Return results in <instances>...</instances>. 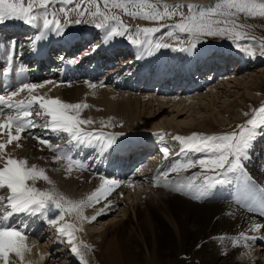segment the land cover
<instances>
[{
    "label": "bare ground",
    "instance_id": "1",
    "mask_svg": "<svg viewBox=\"0 0 264 264\" xmlns=\"http://www.w3.org/2000/svg\"><path fill=\"white\" fill-rule=\"evenodd\" d=\"M199 1L214 3L215 0ZM52 11L49 10L50 13ZM128 17L131 16L128 15ZM48 18L58 19L62 25H66L65 32L67 35L59 41L63 43V41L68 40V47L63 48L61 44L56 46L55 43L51 46V55H55L59 51L58 48L63 49V52L64 50L66 51V57L63 58V63H61V65H65L62 77L60 78L57 72L60 69L56 56L43 57L40 60L41 73L37 75L30 71L32 69L27 71L25 66L14 68L11 90L14 91L15 87L21 82L42 84L43 87L35 89L32 95L59 97L65 102L86 103L88 105V107L82 108L80 111V118H90L93 121V123L83 126L88 131L95 129L105 133H122L123 135L116 137L117 144L113 149L107 153H100L98 149L66 143L68 139L66 134H61L64 137L62 139L52 132H48L45 135L41 127L34 129L33 131L36 135L48 139L53 145H63L64 152H68L75 160L83 162V167L72 165L70 172L68 171L69 162L63 159L62 154H60L61 158L59 160H54L53 158L58 155L57 153L27 134H24L23 139L20 141L22 146L16 147L15 141L12 144H7L8 129L0 132V142L6 144L4 153L14 158H26L30 165L36 164L40 168L45 169L53 183L49 184L47 181L40 179L36 182V186L41 189H55L56 192L63 194L70 202L65 204V206L69 205L70 208L71 203L85 200L103 184L104 180H116L119 182L118 186L113 185V190L110 194L106 193L99 203L93 200L91 206H84L81 209V215H78L76 210L68 211L63 217L64 221L58 222L57 225H50L47 219L39 215H19L11 218V224L13 225L22 222L21 226L25 229V242L28 249L23 252L22 260L16 257L15 254H10L11 264L44 263L49 253V248L39 241L42 233L40 229H42L43 225L50 233L54 232L52 234L55 236V240L63 242L68 237L58 234L57 228L61 223H70L74 225V243L80 245V242L83 241L84 244L90 245L88 240L89 231L86 230L89 219L81 217L90 218L97 211H103L105 214L101 216H106L116 211L120 205H122V208L118 209V211L123 212L121 216H124V218L122 220L119 217L118 222L109 221L103 230L101 229L103 224L94 227L95 229L93 228V231L98 233L97 243L101 248L99 252L94 251L93 255L98 258L97 261H102L100 264H103L104 260L107 262L106 264H140L146 257L150 258L151 264H169L167 262V253L163 251L164 248L167 252H172L174 251L173 248H175L173 245L181 243L182 247L184 246L187 236L197 238L203 233H215L225 229L234 230L232 233H235L236 237H233L238 238V240L232 239L228 243L230 247L229 254H232L233 262L243 259L245 264H264V227H261L264 226V207L260 206L258 199L254 200L247 196L243 202L244 205L240 207L236 205V202H217L216 204L211 200H203L204 197L207 199L213 198L218 193H208L206 196L198 198L199 200L197 201H185L179 196L172 195L169 190L161 186V181L168 176L164 159L161 162L163 166L157 165L153 169L145 162L142 167L146 171L143 169L141 171L139 168H141L140 164L144 162V159L138 160L139 162L136 163L135 157L137 156L134 154L135 151L143 149L139 155L142 158L145 151L142 145L148 142L138 138V136L148 133H160L159 130L154 131L160 128L152 119L153 111L151 109L153 106L157 105V109L161 108V111L171 107V111L174 109L172 116H176V118L181 116L187 107L195 110L194 112H199L200 100L205 97H202L200 88L196 85H193L192 90H184V88L180 90L185 73H190L189 77L195 80H193L195 84L206 82L204 85L206 87L207 81L210 79L213 81L215 75L223 74L230 69L235 74H238L239 69L248 66L256 67L260 58L249 56L245 51L239 50L237 46L234 49L222 47V50L211 51L213 49L208 46L197 44V48L187 53L174 51V48L188 47L191 43L181 44L182 46H180L178 42H169L163 37H152L154 42L166 43L170 47L161 49L155 60H149L150 57L146 56L144 62H139L134 59V52L140 47L125 42L123 37H116L108 45L99 48L95 53L91 52L92 45L100 43L101 37L104 35L103 30L94 27V24L99 22L98 20H92V23L69 24L64 16L58 14L55 17L49 15ZM81 18L91 20L80 17L74 10L68 15V19L72 21ZM136 20L139 21L140 18ZM19 21L11 20L0 23V66L8 59V53L13 49L15 50L14 59H17L20 57L21 50L30 46V39H28L30 31L26 30L25 27L31 29V26L28 27L24 22L20 21L22 30L13 28L14 26L16 27ZM132 22H134L133 18ZM21 32H24V35L20 36ZM140 39L143 40L144 38ZM68 56L72 57L68 58ZM28 57L30 58L32 55H28ZM27 59L26 57L23 60L20 59V61L24 64L29 63ZM234 59H238L240 62L238 66L233 64L232 61ZM20 61L19 63H21ZM208 68L209 71H206ZM209 73H211V76L213 73V76H209ZM144 74L145 77L143 76ZM166 74L170 75H168L167 79H163ZM98 75L99 77H97ZM161 76L163 77L161 78ZM175 76H177V79L179 78L180 87L175 86L177 81H174ZM141 78H146L143 85H134L133 82L136 80L138 82ZM244 78L236 80V82L246 88L256 85L257 77L252 75L249 78L248 76ZM155 80L157 83H162L161 88L158 85V87L152 85ZM47 81H51V83H46ZM86 81L94 84L95 87H89V83H85ZM168 83L173 84L171 90L174 89L173 92L175 94L180 93L179 96H171L172 91H164V87ZM187 85V87H190L191 84L188 83ZM209 88L208 103L203 99L201 101L206 107L210 106L211 110L216 111V114L221 116L218 106L214 103L216 100L214 99L215 101H213V98H210V95L216 97V91L210 86ZM0 95H5V93L0 90ZM29 98V93L25 90L13 99L27 102ZM216 98L218 100V97ZM243 100L244 103L239 105V107L241 106L240 110L245 112L247 111L246 106L251 104V99L243 98ZM226 108L228 107L226 106ZM12 114L5 110L4 114L0 115V121L5 120L7 115ZM236 116L232 117L236 118ZM109 117L112 119L109 120ZM188 124H193V121H188L186 125ZM170 126L173 127L172 125ZM263 129L264 126L260 130ZM11 131L15 135V128H12ZM167 131L165 129L161 132L165 134ZM130 132L135 137L129 138ZM258 138H261L259 131L256 132L248 156L244 160V170L246 172L245 179H249L252 184L260 188L264 187V145L256 147L255 142H257ZM130 142L139 144L137 148L133 147L132 155H130L132 149L129 148ZM249 153H254L255 157L252 158ZM124 165L126 168H123ZM128 170H132V172L134 170L135 172L134 174L132 172L128 173ZM126 174H129L128 176L132 175V177L128 180L125 179L126 181L122 180ZM134 178L138 180L133 181ZM235 188L238 191L237 185ZM0 195H6V190L0 191ZM149 212H151V215ZM57 214L56 212L49 213V218H55ZM173 215L177 216L176 222L172 220ZM157 216L163 218L166 222L168 220L169 227L173 229L175 241L168 234L170 229L167 231L168 233L165 232L166 230H164L165 233L160 230L158 222L155 221ZM131 230L134 232L139 230L138 240L142 244H140L141 248L142 246L145 247V252L139 251V249L132 250L133 240L124 236L126 231L130 232ZM240 233H244L249 237L255 236L257 239L245 241L240 237ZM256 245H258L257 248L254 247ZM167 247L170 248L168 249ZM258 250L263 255L262 259L257 257ZM50 261L48 257L47 262ZM0 264H4L3 258H0Z\"/></svg>",
    "mask_w": 264,
    "mask_h": 264
},
{
    "label": "snow or ice",
    "instance_id": "2",
    "mask_svg": "<svg viewBox=\"0 0 264 264\" xmlns=\"http://www.w3.org/2000/svg\"><path fill=\"white\" fill-rule=\"evenodd\" d=\"M101 2L104 8L110 7L122 8L126 15L133 18H142L150 21H161L165 17L172 18L179 16V20L172 24H160L159 27H137L136 35L130 36V43L136 45L148 52L151 55L153 51H158L163 48H169L166 43L154 42L152 37L160 32L161 28L178 30L189 37L193 41L190 46L183 48H174V51L190 52L197 48V44L205 37H227L236 43L239 50L241 48L240 41L247 39V33L241 34L238 30L245 27L240 22V14L247 17H264V0H261L259 5L255 0H215L214 3L208 5H200L196 3H187L186 5L181 0H175L171 5L164 3L162 5L164 11H159L156 6H152L150 0H88L89 4L95 5V10L84 8L82 4L76 3V0H0V23L9 20H20L25 24L38 29L39 35H36L29 41L30 50L37 52V41L47 40L48 33L51 32L57 37H66L65 27L58 19H49V15L56 16L55 12H49V5H60L59 11L65 17L67 23H92V20L99 18V22L94 24V27L101 29L104 35L101 37L100 43L94 44L91 47V52L95 53L99 48L108 45L116 37H125L132 30L123 26L122 21L115 15L109 16L106 11L100 7ZM152 9L144 11L145 3ZM128 4H134L139 11H130ZM74 6V7H72ZM187 8V12L183 8ZM257 7L259 10L257 11ZM83 8V10H81ZM76 11L80 17H91V20L76 19L74 21L68 19L70 11ZM119 21V25L110 23L109 21ZM42 21V23H41ZM124 27V30H120ZM143 33L144 39H140V34ZM172 31L167 32L171 36ZM15 52L8 53V63L14 58ZM140 57H137L139 59ZM3 74L7 75V69H0ZM46 83H51L47 81ZM89 83V82H85ZM43 85L34 83L21 82L15 90H10L5 87L2 91L5 95H0V115L4 114L5 110L13 113L7 115L5 120L0 121V132L8 129L7 144L16 142V147H21L20 141L24 134L33 136L42 145L57 153L54 160H59L61 155L63 159L69 162L68 171L72 170L71 166L83 167L82 161L75 160L68 152H64V146L60 144L53 145L48 139L41 138L33 131L37 127H41L44 134L48 132L57 134L58 138H64L61 134H66V143L80 145L86 148L98 149L100 153H107L117 144L116 137L123 135L122 133H105L93 129L88 131L84 125H89L93 121L80 118V111L88 105L81 103L65 102L59 97H51L47 95H32V92ZM89 87H95L89 83ZM27 90L30 98L24 100H14L19 93ZM259 115L253 116L246 120L245 123L237 125L236 129L230 133L220 136L204 135L200 133H192L189 136L181 137L179 135L173 137L174 140L181 142V153L184 152H204L210 146L212 147L211 154L206 158L199 160H188L183 162L180 167L184 170L194 168L197 165L201 169L204 183L199 185L189 184V190L195 188L198 197L204 196L208 190H211L220 185H231L234 181L237 182L238 192L243 196L246 195L254 200L258 199L260 206L264 207V187L257 188L249 179H245L246 172L244 170V160L248 156L252 142L255 139L256 132L261 126H264V105L256 110ZM112 118L109 117V120ZM12 128H15V135L12 133ZM6 144L0 142V191L6 190V195H0V258H3L4 264H11L10 254H15L16 257L23 259V252L27 249L26 236L22 222L17 225L11 224V218L19 215L37 216L47 219L50 225H57L63 220V217L68 211L76 210L78 215H81V209L84 206H91L93 200L97 203L101 198L105 197L106 193L113 190V185L118 186L116 180H104L99 188L93 191L85 200L71 203V208L66 209L65 204L70 203L67 198L55 189H41L36 186V182L40 179L52 184L53 182L48 177L46 170L40 168L36 164H29L26 158H14L11 155L4 153ZM165 159L169 158V148L164 146L161 148ZM176 171V168L171 169ZM177 192L181 189L178 187ZM58 213L55 218H49V213ZM105 214L103 211H97L89 219V222H94L97 217ZM264 227V226H261ZM73 229V230H70ZM58 234L66 235L68 242L72 245L71 251L81 258L83 253L80 251L82 246L84 249L90 250V245H80L74 243V225L70 223H61L57 228ZM240 237L245 241L257 239V237H249L244 233H240ZM237 239L238 238H233ZM199 247V245H197ZM82 264H87L82 261Z\"/></svg>",
    "mask_w": 264,
    "mask_h": 264
},
{
    "label": "rangeland",
    "instance_id": "3",
    "mask_svg": "<svg viewBox=\"0 0 264 264\" xmlns=\"http://www.w3.org/2000/svg\"><path fill=\"white\" fill-rule=\"evenodd\" d=\"M27 2L28 0H25V4H27ZM174 2L175 0H150L151 5L156 6L159 11H164L162 7L164 3L171 5ZM181 2H183L185 5L189 2L200 4V5L210 4L208 3V1L203 3L202 1H199V0H191V1L181 0ZM260 2L261 0H255V3H257V5H259ZM76 3L82 4L84 8H90L93 11L95 10V5L89 4L88 0L87 1L76 0ZM100 7L103 11H106L109 16H112V15L117 16L119 18V21H122L123 26H126L132 30L129 34L123 37L124 41L129 44H131L129 37L136 35V31H135L137 29L136 27H140V28L159 27L160 24H172L179 20V16H175L172 18L165 17L161 21H150V20H145L142 18H140V20L137 21L136 19L139 17L137 18L128 17V15L124 13V10L122 8L110 7L108 9H105L104 4L102 2L100 4ZM127 7L129 8L130 11L141 10L137 8L136 5L134 4H128ZM59 8H60V5H49L48 6V9L50 11L53 10L52 12L55 11L56 14L64 16L62 13H60ZM81 10H83V8ZM143 10L150 11L152 9L148 6V3L146 2L143 7ZM182 10L187 12L186 7L183 8ZM258 10L259 8L257 7V11ZM83 18L92 19L91 17H88V16H85ZM132 18L134 19V22H132ZM95 20L99 21V18ZM119 21L110 20L109 22L117 24V26H120ZM240 22L244 24L245 27L239 29L238 31L241 34L247 33V37H248L247 39L240 41V46L242 48L247 49L248 52L252 53L251 55L248 54L249 56L259 57L260 58L259 64L256 67L248 66L246 68L239 69L238 74H235V72H232V70L230 69L228 71H225L223 74L215 75V79L213 81H211V79L207 81L208 86L206 85V87L204 86L206 82H201V84L197 85L200 88L199 89L200 94L202 93V97H205L204 99L203 98L202 99L204 101H207L206 103H208L207 97H209V91H210L209 86L211 88H214V91H216V97H218V100L214 95H213L214 97L210 95V98H213V101L216 100V102L214 103H216V105L218 106L221 116L217 115L216 111L211 110L210 106L206 107L202 103L201 101L202 99L200 100L201 106H200L199 112H194L195 110L187 107L184 109V113L177 118L176 116H172V111L174 109H172L171 111V107H168L161 111V108L157 109V105H155L151 109L153 111L152 119L154 123L157 126H159L160 129H155L154 131L156 132V130H159L160 133H157V134L148 133L150 135L144 134L142 136H138V138H142L143 140L148 141L147 143H144L142 145L144 146V149H145L143 153L144 155L142 156V158L139 155L143 149L140 148L141 149L140 151L134 152V154L137 156L135 157L136 163L139 162L141 159H144V162L140 164L141 168L139 169L141 171L142 169L146 171V169L142 167L145 162L146 164H149V166L153 169L157 165L158 166L162 165L161 162L164 159L166 172L168 173L169 178L168 176L165 177L161 181L160 184L163 188L169 190V193H171L172 195L179 196L185 201L192 202V200L197 201L200 199V197L199 199L196 198L198 197V193L196 192L195 188H193L192 190H189L187 186L189 184H193V185L203 184L204 180H203V176L200 174L201 169L198 165L188 170H184L183 168L180 167V165L183 162H186L188 160H199L201 158L208 157L212 152V147L210 146V148L207 151L200 152V153H196V152L181 153L180 152L181 147H182L181 142L174 140L173 137L177 135L181 137H186L192 133H200L206 136L207 135L220 136L226 133H230L234 130H237L236 129L237 125L245 123L246 120L251 119L255 115H259V113L256 110L259 109L262 105H264V17H259V16L247 17V16H244V14H240ZM120 30L123 31L124 27H120ZM169 31H172L174 34L171 36L167 35V32ZM22 35H24V32L20 33V36ZM159 37H163L164 39H166V41H169V42H178L180 46L186 43L193 42L189 40V37L186 34L180 33L178 30L167 29V28H161L160 32L156 33L154 36V38H159ZM140 38H144L143 33L140 34ZM198 44L201 46L203 45L208 46L210 49H213L211 51L222 50L223 48H233L234 49V47H236V43L233 40H230L227 37H219V36L205 37ZM206 71H209V68L206 69ZM208 75L211 76V73H209ZM252 75L257 77L256 85H251L246 88V87H242L236 82V80H242L246 76H248L249 78ZM143 76L145 77V74ZM97 77H99V75ZM145 79L146 78L144 79L141 78V80H139L138 82H136L137 81L136 80L133 83L134 85L136 84L143 85ZM152 85L156 87L158 83L153 82ZM175 86H179V82H176ZM172 87H173V84L168 83L164 87V91H172V94H170L171 96H179L180 93L175 94L173 92L174 89L171 90ZM159 88H160V85H159ZM243 98L251 99V104L249 106H246L247 111L245 112L240 110L241 106L239 107V105H242L244 103ZM202 104L204 107L202 106ZM226 106L228 108H226ZM237 106L239 107V109ZM234 115L235 116L237 115L236 118L234 117L235 119L232 117ZM190 119L193 121V124L186 125L188 121H191ZM184 122H187V123H184ZM170 125H172L173 127H171ZM164 128L168 131L165 134H162L163 132L161 131L165 130ZM261 128L257 130L260 132L261 138H258L257 142H255L256 147L264 145V129L260 130ZM129 135H130L129 138L135 137L131 132ZM133 144L134 142H132V145ZM138 146L139 144H134V148H137ZM164 146H167L169 148V158L167 160L165 159L164 154L161 152V148ZM249 154L250 156H252V158L255 157L254 153H249ZM173 168H176L177 170L172 171L171 169ZM134 170L133 172L132 170H128V173L132 172V174H134L135 172ZM128 175L126 174L123 177L124 179L122 180H125V179L128 180L132 177V175L131 176H128ZM136 180L138 179L134 178L133 181H136ZM119 184H122V183H119ZM236 185H237V182L234 181L231 185H222V186L220 185V186L213 188L212 190H208L205 196L208 193H216V194L218 193V194L217 196L213 198L207 199L206 197H204L203 200H211L215 202L216 204L217 202H225V203L226 202H232V203L236 202V205L238 207L243 206L244 205L243 202L245 201L247 196L246 195L242 196L238 191H236V188H235ZM178 187L181 189L180 192L176 191ZM65 208L70 209L69 205L65 206ZM121 208H122V205L118 207L119 210ZM118 209L116 210L117 212L113 211L106 216L98 217L94 222L88 223V225L86 226V230L89 231L88 240L90 242L91 248L90 250H88V249H84L82 246L80 247V251L83 253L82 258L80 256L75 255L71 251L72 245L67 241L68 239L65 241L63 240V242L55 240V236H53L52 234L54 232L50 233V231H47L46 227L43 225L42 229H40V232L42 233L40 234L39 241L41 244H45V246H48L49 248V253L47 254V257L43 264H82V261H86L87 264H100L102 261L101 260L97 261L98 258L94 257L93 255L94 251L99 252L101 250V248L99 247V244L97 243L98 233H95V231H93V228L98 227L103 224L101 226V229L103 230L106 227L105 225L109 221H114L113 223L118 222L119 217H120V220H122V218H124V216L123 217L121 216L123 212H119ZM149 214L151 215V212H149ZM172 218L174 222L177 221V216L173 215ZM63 221L64 220H62L61 222ZM155 221L158 222V226H160L161 231L164 232V230H166L165 232L168 233L167 231H169L170 229V233L168 234L169 236H172L171 238H173L175 241V238H174L175 235L173 236V229L169 227L168 220L166 222L163 218L157 216ZM98 222H101V223H98ZM158 226L156 227L158 228ZM219 231L220 232H215V233H211V232L203 233L199 235L197 238L187 236L186 237L187 241L184 244V246L182 247L181 243H177L176 245H173L175 246V248H173L174 251L172 252L171 251L167 252V250H165L164 248L163 251H166L167 253L166 255L168 257L167 262L169 264H245L243 259H239L237 262H233L232 256H231L232 254H229L230 247L228 246V243L230 240L236 237L235 233H232V231L234 230L225 229V230H222V231L219 230ZM126 235H124L126 238L130 237L133 240L132 245H131L132 250L135 251L139 249V251L142 250L143 252H145L144 251L145 247L142 246L141 248L142 244L140 240H138L139 238L138 236L140 235L139 230H136L135 232L133 230H131L130 232L126 231ZM146 235H147V232H146ZM135 236L137 237L135 238ZM197 245H199V247H197ZM170 247H167V248L169 249ZM254 247L257 248L258 245ZM48 257L51 260L50 262H47ZM257 257L262 259L263 255L261 254V251L258 252ZM106 263L107 262L104 260L103 264H106ZM124 264H130V263H124ZM131 264H134V263H131ZM140 264H151L150 258L146 257V259L142 260Z\"/></svg>",
    "mask_w": 264,
    "mask_h": 264
}]
</instances>
